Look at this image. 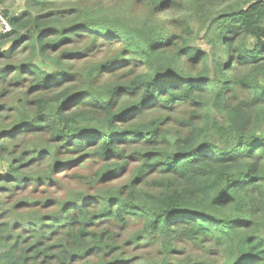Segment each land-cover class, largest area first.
Masks as SVG:
<instances>
[{
    "label": "trees",
    "instance_id": "16d2710c",
    "mask_svg": "<svg viewBox=\"0 0 264 264\" xmlns=\"http://www.w3.org/2000/svg\"><path fill=\"white\" fill-rule=\"evenodd\" d=\"M26 5L0 30V264H264V0ZM195 10L206 50L160 19Z\"/></svg>",
    "mask_w": 264,
    "mask_h": 264
},
{
    "label": "rangeland",
    "instance_id": "374dc122",
    "mask_svg": "<svg viewBox=\"0 0 264 264\" xmlns=\"http://www.w3.org/2000/svg\"><path fill=\"white\" fill-rule=\"evenodd\" d=\"M152 0H117L118 4H122L127 7L132 16L143 18L147 14L150 13L149 5ZM1 9L5 14V10L10 11L12 14L19 13L22 9L26 8V0H8L6 5H2L0 3ZM161 22L164 23L170 33H175L177 36H185L184 27L185 25H189L195 33V43L197 46L208 49L207 40L204 38V33L202 32L203 21L200 17L197 10L190 12H169L160 16ZM1 30V25H0ZM98 61V60H95ZM80 172V171H79ZM139 225H136V229H138ZM157 250L150 248L148 251H143L142 254V262H146L147 259L154 257ZM141 262V263H142Z\"/></svg>",
    "mask_w": 264,
    "mask_h": 264
},
{
    "label": "built area",
    "instance_id": "2783aa9c",
    "mask_svg": "<svg viewBox=\"0 0 264 264\" xmlns=\"http://www.w3.org/2000/svg\"><path fill=\"white\" fill-rule=\"evenodd\" d=\"M0 25H1V33L6 34L11 31V26L9 24V21L5 17V14L0 6Z\"/></svg>",
    "mask_w": 264,
    "mask_h": 264
}]
</instances>
